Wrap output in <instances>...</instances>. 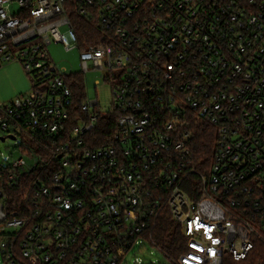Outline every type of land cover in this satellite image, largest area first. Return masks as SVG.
I'll return each mask as SVG.
<instances>
[{"label":"built area","instance_id":"1","mask_svg":"<svg viewBox=\"0 0 264 264\" xmlns=\"http://www.w3.org/2000/svg\"><path fill=\"white\" fill-rule=\"evenodd\" d=\"M72 14L101 30L95 46ZM53 44L80 51V73ZM13 62L31 91L0 103V130L35 149L1 164V264H129L148 246L171 264H224L264 246V0H0V68ZM91 70L106 72L108 108L88 95ZM198 125L215 134L205 169ZM165 212L189 240L178 258L153 235Z\"/></svg>","mask_w":264,"mask_h":264},{"label":"trees","instance_id":"2","mask_svg":"<svg viewBox=\"0 0 264 264\" xmlns=\"http://www.w3.org/2000/svg\"><path fill=\"white\" fill-rule=\"evenodd\" d=\"M71 20L77 31L81 47L95 46L96 39L102 34L101 30L93 26L89 20L80 16L72 14ZM68 82L71 85L76 102L78 103L84 91L83 77L76 75L69 78ZM100 140H103V138H100ZM214 143L215 134L213 129L206 125H198L197 134L192 140V150L194 159L199 167L205 169L211 164ZM29 144L27 141L22 140V143L14 147V149L22 155L29 156L30 149H35L33 144L31 146ZM11 173H13L11 165L2 166L0 164V188L5 183L7 176ZM34 176L33 174L23 176V182L33 180ZM18 190L20 189L8 190L10 206L14 207V205L20 202L21 192ZM153 235L157 243L173 258H178L190 250L188 238L185 237L181 227L167 212L158 221L157 227L153 230ZM224 264H264V246L258 244L250 256L243 261L236 262L228 256L225 258Z\"/></svg>","mask_w":264,"mask_h":264},{"label":"rangeland","instance_id":"3","mask_svg":"<svg viewBox=\"0 0 264 264\" xmlns=\"http://www.w3.org/2000/svg\"><path fill=\"white\" fill-rule=\"evenodd\" d=\"M16 9V8H14ZM49 51L59 68L65 69L70 73H80V51L73 49L66 51L61 44H53L49 47ZM92 66L90 65V68ZM106 72L91 70L86 77L88 95L90 98H98L102 109L108 108L112 102V88L110 84L103 80ZM100 81V85L96 86V82ZM31 91V81L28 77L23 65L20 62H13L0 68V103H10L21 95L28 94ZM7 134L0 130V164H6V160L14 161L23 156L28 163L32 162L29 156H24L14 149L12 141H1L2 137ZM143 258L145 264L169 263L159 252L151 247H146L144 253L140 254L135 251L127 255L126 261L133 264L135 255ZM2 253L0 250V262ZM1 264V263H0ZM128 264V263H126Z\"/></svg>","mask_w":264,"mask_h":264},{"label":"water","instance_id":"4","mask_svg":"<svg viewBox=\"0 0 264 264\" xmlns=\"http://www.w3.org/2000/svg\"><path fill=\"white\" fill-rule=\"evenodd\" d=\"M6 140H9V141H15L16 138H15L14 136H10V135L1 138V141H2V142H5Z\"/></svg>","mask_w":264,"mask_h":264}]
</instances>
